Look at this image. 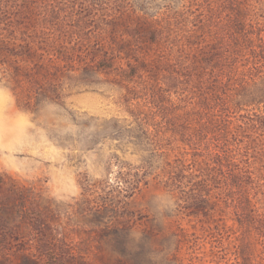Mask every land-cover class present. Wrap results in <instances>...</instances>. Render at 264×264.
Segmentation results:
<instances>
[{
	"label": "rangeland",
	"instance_id": "obj_1",
	"mask_svg": "<svg viewBox=\"0 0 264 264\" xmlns=\"http://www.w3.org/2000/svg\"><path fill=\"white\" fill-rule=\"evenodd\" d=\"M0 264H264V0H0Z\"/></svg>",
	"mask_w": 264,
	"mask_h": 264
},
{
	"label": "clouds",
	"instance_id": "obj_2",
	"mask_svg": "<svg viewBox=\"0 0 264 264\" xmlns=\"http://www.w3.org/2000/svg\"><path fill=\"white\" fill-rule=\"evenodd\" d=\"M175 210V201L170 194H157L152 200V213L158 222L163 223L167 215Z\"/></svg>",
	"mask_w": 264,
	"mask_h": 264
}]
</instances>
